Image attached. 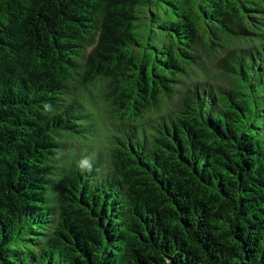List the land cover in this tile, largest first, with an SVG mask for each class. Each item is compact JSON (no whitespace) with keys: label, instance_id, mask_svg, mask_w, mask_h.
Instances as JSON below:
<instances>
[{"label":"trees","instance_id":"trees-1","mask_svg":"<svg viewBox=\"0 0 264 264\" xmlns=\"http://www.w3.org/2000/svg\"><path fill=\"white\" fill-rule=\"evenodd\" d=\"M0 264H264V0H0Z\"/></svg>","mask_w":264,"mask_h":264}]
</instances>
